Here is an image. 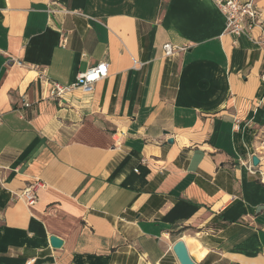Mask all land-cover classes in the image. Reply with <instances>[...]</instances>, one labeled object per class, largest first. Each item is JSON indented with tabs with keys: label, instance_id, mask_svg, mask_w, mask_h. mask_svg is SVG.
<instances>
[{
	"label": "crops",
	"instance_id": "crops-1",
	"mask_svg": "<svg viewBox=\"0 0 264 264\" xmlns=\"http://www.w3.org/2000/svg\"><path fill=\"white\" fill-rule=\"evenodd\" d=\"M255 2L237 37L213 0H0V264H181V239L197 264H264Z\"/></svg>",
	"mask_w": 264,
	"mask_h": 264
},
{
	"label": "built area",
	"instance_id": "built-area-1",
	"mask_svg": "<svg viewBox=\"0 0 264 264\" xmlns=\"http://www.w3.org/2000/svg\"><path fill=\"white\" fill-rule=\"evenodd\" d=\"M220 8L226 18V32L237 37L243 35H250L256 25L260 23L262 10L256 4L255 0H213ZM188 45L176 46L172 43L164 45V54L170 58L177 53L186 51ZM22 64V62H19ZM109 64L107 62H99L97 65L90 67L87 71L78 75L75 83L70 85H63L59 82H52L51 98L62 99L63 96L70 92L73 88L79 87L86 92H91L94 86L99 81L108 77ZM264 80V75L262 76ZM31 103L25 101L24 106L28 107ZM3 123L0 115V125ZM119 144V141H117ZM45 183L38 179L34 182L28 183L21 191L20 198L24 199L28 204L33 205L37 202L39 197V190L45 187Z\"/></svg>",
	"mask_w": 264,
	"mask_h": 264
},
{
	"label": "water",
	"instance_id": "water-1",
	"mask_svg": "<svg viewBox=\"0 0 264 264\" xmlns=\"http://www.w3.org/2000/svg\"><path fill=\"white\" fill-rule=\"evenodd\" d=\"M172 142V140H171ZM254 163L257 165L259 163V159L257 157H254ZM51 243L54 247H60L62 245V240L59 239L56 236L51 237ZM174 252L177 255L179 261L181 264H197L193 258L191 257L189 250L187 248L186 243L184 240H178L174 247Z\"/></svg>",
	"mask_w": 264,
	"mask_h": 264
}]
</instances>
